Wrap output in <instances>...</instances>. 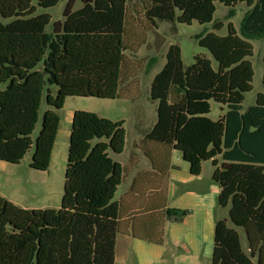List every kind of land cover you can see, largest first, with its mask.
I'll use <instances>...</instances> for the list:
<instances>
[{
  "label": "trees",
  "instance_id": "16d2710c",
  "mask_svg": "<svg viewBox=\"0 0 264 264\" xmlns=\"http://www.w3.org/2000/svg\"><path fill=\"white\" fill-rule=\"evenodd\" d=\"M69 0L63 21L52 23L37 9L55 7L59 0H0V162L19 165L34 147L30 168L49 170L60 127L61 110L69 97L114 100L131 92L138 72L135 56L147 45L148 33L164 44L159 25L213 22L215 3L249 8L240 25L246 39L264 38V0ZM142 17V18H141ZM218 31L224 23H213ZM217 63L197 55L185 67L181 48L171 44L163 69L150 85L149 100L157 117L145 139L182 154L190 173L200 175L204 162L215 167L212 179L220 187L217 204L228 208L230 222L216 221L211 264H264V74L263 92L243 111L245 95L253 90L254 46L238 35L232 23L227 34L196 36ZM264 63V55L262 57ZM42 65V68H38ZM52 87H56L54 95ZM50 108L32 139L40 109ZM225 107L218 120L208 117L210 102ZM53 109V110H52ZM223 109V107H222ZM124 121L113 122L95 113L73 114L59 210L23 209L0 196V264H115L116 238L128 233L120 223L114 200L126 169L114 155L126 145ZM184 210H166L167 219L180 220ZM163 244V233L149 238Z\"/></svg>",
  "mask_w": 264,
  "mask_h": 264
},
{
  "label": "rangeland",
  "instance_id": "374dc122",
  "mask_svg": "<svg viewBox=\"0 0 264 264\" xmlns=\"http://www.w3.org/2000/svg\"><path fill=\"white\" fill-rule=\"evenodd\" d=\"M69 0H59V3L50 9L38 8L36 15L41 13H48L52 16V23L47 27V32H51L53 23L63 21V13ZM135 5V7H134ZM83 6L81 0H76L74 11ZM216 12L214 14L213 22L208 24H199L194 21L191 25L176 23L177 35L172 36L170 33L169 23H162L159 25L158 32L164 37V44L157 48L158 39L149 32L147 37V45L141 47L136 55L127 53L129 56H135L138 65V72L133 82L134 89L131 92L136 96L135 101H131L130 97L122 94L121 98L108 100L96 98H82L69 97L66 99L64 107L56 111L60 116V127L57 134L51 165L48 171H35L30 168L32 162V154L34 147L28 152L25 158L19 165H10L0 162V196L5 197L15 205L23 209H54L59 210L61 207V200L64 193L65 172L68 159L69 139L72 126L73 114L76 111H86L97 114L102 118L109 119L113 122L124 121V128L127 133V142L133 141L137 138L135 125L137 123V111L145 110L146 121L144 125H150V122H155L157 117L156 104L149 100L150 85L157 73H159L166 63V53L171 44H178L181 48L182 62L185 67L194 63V57L197 55L206 57L212 61V65L216 68L217 63L213 59L210 52L200 47L196 36L205 35L209 32H214L219 36L227 34V25L232 23L238 31V35L249 41L254 46V54L249 58L254 68V79L252 82L253 90L245 95L243 103V111L248 107L253 106L256 101L257 94L263 92L262 78L264 74V63L262 57L264 55V38L246 39L240 32V25L245 13L249 9L246 4L238 3L235 8H228L221 3L216 2ZM136 8L140 14L142 13L141 4L139 0H132L130 8ZM142 18V17H141ZM223 22L224 27L221 30H214V22ZM38 68H42V65ZM4 86H0L3 90ZM55 95L56 87H52ZM211 112L208 115L212 120H218L224 115L226 109L224 106L211 101ZM223 107V109H222ZM50 109L45 101L42 103L40 109V121L32 134V139L35 140L41 128V119L43 113ZM53 110V109H52ZM110 155L117 161L122 162V154L117 156L110 152ZM121 195L119 190L114 200H118ZM222 219L227 220L229 227L235 228L240 236L244 250L247 252V242L244 231L240 228L234 227L228 217V208L221 209ZM194 264H211V256L204 257Z\"/></svg>",
  "mask_w": 264,
  "mask_h": 264
},
{
  "label": "crops",
  "instance_id": "0c3cea01",
  "mask_svg": "<svg viewBox=\"0 0 264 264\" xmlns=\"http://www.w3.org/2000/svg\"><path fill=\"white\" fill-rule=\"evenodd\" d=\"M137 138L127 142L122 153L126 175L119 186L120 223L128 233L116 238L115 264H194L212 257L214 230L222 219L217 198L219 185L213 181L215 167L204 162L202 172L190 173L182 154L144 137L156 123L144 125L145 110L137 111ZM117 191V192H118ZM167 210H184L180 220L167 219ZM154 238L158 245L134 237Z\"/></svg>",
  "mask_w": 264,
  "mask_h": 264
}]
</instances>
